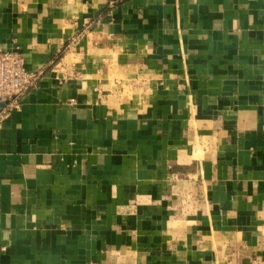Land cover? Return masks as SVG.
I'll list each match as a JSON object with an SVG mask.
<instances>
[{
    "label": "crops",
    "instance_id": "crops-1",
    "mask_svg": "<svg viewBox=\"0 0 264 264\" xmlns=\"http://www.w3.org/2000/svg\"><path fill=\"white\" fill-rule=\"evenodd\" d=\"M10 50L0 264H264V0H0Z\"/></svg>",
    "mask_w": 264,
    "mask_h": 264
},
{
    "label": "built area",
    "instance_id": "built-area-1",
    "mask_svg": "<svg viewBox=\"0 0 264 264\" xmlns=\"http://www.w3.org/2000/svg\"><path fill=\"white\" fill-rule=\"evenodd\" d=\"M35 80L36 75L26 70L18 51L0 53V122L18 109L22 97Z\"/></svg>",
    "mask_w": 264,
    "mask_h": 264
},
{
    "label": "water",
    "instance_id": "water-1",
    "mask_svg": "<svg viewBox=\"0 0 264 264\" xmlns=\"http://www.w3.org/2000/svg\"><path fill=\"white\" fill-rule=\"evenodd\" d=\"M0 106H2V104Z\"/></svg>",
    "mask_w": 264,
    "mask_h": 264
}]
</instances>
